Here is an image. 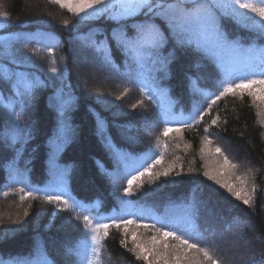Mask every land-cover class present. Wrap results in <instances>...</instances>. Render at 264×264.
I'll return each mask as SVG.
<instances>
[{"label": "trees", "instance_id": "trees-1", "mask_svg": "<svg viewBox=\"0 0 264 264\" xmlns=\"http://www.w3.org/2000/svg\"><path fill=\"white\" fill-rule=\"evenodd\" d=\"M180 2L189 9L213 4ZM0 13L6 14L0 16V264H145L137 258V238L155 236L165 253L179 244L163 239L166 230L210 246L223 264H262L264 128L248 92L223 96L209 108L225 82L257 78L245 67L255 65L259 38L215 7L219 42L206 40L193 23L183 42L170 31L162 48L141 55L107 38L159 19L148 11L123 22L78 20L50 0H0ZM32 32L38 36L24 38ZM101 40L104 53L94 46ZM74 47L103 86L92 88L75 76ZM25 75L39 81L22 80ZM178 113L192 118L172 124ZM166 127L180 131L165 136ZM217 147L223 156L214 152ZM224 156L236 165L224 167L232 169L234 186L246 181L255 189L251 206L204 176L205 159L223 167ZM155 159L162 163L153 175L145 174L125 196L127 180ZM166 169L168 176L156 175ZM52 193L80 207L48 203ZM164 213L173 220L163 219ZM124 219L134 221L127 233ZM97 223L110 225L107 236L102 228L92 231Z\"/></svg>", "mask_w": 264, "mask_h": 264}, {"label": "snow or ice", "instance_id": "snow-or-ice-1", "mask_svg": "<svg viewBox=\"0 0 264 264\" xmlns=\"http://www.w3.org/2000/svg\"><path fill=\"white\" fill-rule=\"evenodd\" d=\"M51 3H55L59 5L61 8H66L69 12H72L77 17L81 19L91 18L93 15L98 13L102 14L107 11V6L112 4V0H50ZM235 5L239 9H248L254 13H256L261 21H264V0H259L260 6H255L251 3L245 2V0H235ZM217 7V5L213 4H200L193 6L189 9L188 6L182 4L180 0H176L175 3H171L168 5H160L154 4V0H132L131 3L121 5V12L119 14L121 22L126 21L128 18L135 17L138 13L143 14L145 11L151 13L153 17H158L159 19H148L140 23H136L132 34L127 32L123 33L122 36L113 35L108 37L111 41L121 45L122 47H130L135 48L138 53L141 55H146L149 53H154L155 50L162 48L166 41L169 39L168 33L176 32L177 36L180 38V41L183 42L185 36L191 31V26L194 23L197 25L203 32L205 39H213L219 42L220 32L216 22V19L213 15V9ZM93 11H88V10ZM85 14V15H81ZM233 15H240L235 12V9L232 11ZM0 16H5L6 14L0 13ZM244 20H247V17H241ZM255 24V21H252ZM262 33H264V23H260L257 25ZM105 44V40H101L98 44H95L97 51L104 53L105 48L102 45ZM110 51V48L108 49ZM54 63V61H53ZM53 73H56L58 70L55 67L51 68ZM19 86V84H18ZM26 91H30L31 85L24 84ZM143 90V89H142ZM244 90H248V94L252 96L255 100H260L264 102V63L261 64V71L259 73V78L255 79H241L238 83L233 84L228 81L224 83L222 91H220L219 95L215 97V99L211 100V105H214L217 100H219L223 96H227L229 94L235 95L237 91L243 93ZM135 107V105L133 106ZM24 111V109H22ZM206 113H201L199 115V119L203 120L204 115ZM17 120H20L21 117L18 115L16 117ZM217 118H213L211 123L216 124ZM20 129L17 128V132L19 133ZM176 131L179 132L180 129H171L165 128L163 134L167 136L169 132ZM207 131V128L205 129ZM206 143L210 144V140H206ZM203 151V149H202ZM214 152L218 155L223 156V153L219 147L214 149ZM162 163V159H155L154 162L143 171L139 172V175H133L130 179L127 180V187L124 189L125 196L132 195V186L133 184L143 177L145 174L152 176V169ZM223 167H231L235 168V164H231L229 159L224 156L223 158ZM170 169H166L163 172L157 173L156 175L160 176H168ZM219 173H213L209 171L204 172V176H206L209 180L215 181L216 184L220 185L222 188H226L228 192L233 193L237 200L243 199V203L247 206H251L252 198L251 196L242 197L239 192H235L233 186L231 184L222 183L217 176ZM255 191V189H253ZM21 192H24V189H21ZM32 196V192L25 193V197ZM25 197H22L25 198ZM48 203H52L53 201L63 204L66 209L75 210L77 207H80L76 204H70L69 201L63 198L61 195H57L55 193L49 194L46 197ZM122 203H127V201H122ZM83 221L86 225L91 226L92 220L89 216H83ZM134 221L131 219H124L122 223L124 224V231L127 233L128 225L132 224ZM238 222V221H237ZM117 228H120V224H115ZM110 225L107 223H97V225L92 229L94 233H99V230L102 228L104 230V235H108V229ZM143 227L148 228L149 225L145 224ZM155 227V226H153ZM157 231H160L157 229ZM162 237L165 241L169 238L179 241L178 245H172L173 249L182 248L183 252L173 251L172 258L174 264H223L222 260L215 257L210 252V246H200L195 242H190V240L185 237L183 234H178L176 230H166L162 232ZM92 239L99 245L100 240L98 235H94ZM133 241L136 240V235L132 236ZM152 242L155 244L156 237H152ZM122 245L126 244V241H121ZM169 245L167 243L164 244V248L167 249ZM136 248H139L140 251L137 253V258L139 259L141 256L144 257L145 260L148 259L149 255H153L157 261L163 260L164 264H169L167 259V253L160 254L151 249H146L143 245L137 243ZM99 249H94V253H97ZM189 252H195L196 255L189 256ZM197 257H201L198 259ZM89 264H92L89 261ZM262 264H264V260H262Z\"/></svg>", "mask_w": 264, "mask_h": 264}, {"label": "rangeland", "instance_id": "rangeland-1", "mask_svg": "<svg viewBox=\"0 0 264 264\" xmlns=\"http://www.w3.org/2000/svg\"><path fill=\"white\" fill-rule=\"evenodd\" d=\"M211 1L214 5H217L218 10L220 11V13L223 16L232 20L238 26H240L241 28L251 32L257 38H259V41H260L259 47H261V52L259 55H260L261 63H264V33L261 32L259 27H257V25H259L260 23H264V21H261L260 17L256 13H254L248 9H239L238 7H236L235 0H211ZM131 2H132V0H112V4L107 6L106 12H104L102 14L98 13L96 15H93L91 18H87V19H81L80 17H77L72 12H69L66 8H62V9L73 14L74 16H76V18L78 20H93L96 18L104 17V16L109 18V19H112V20H120L119 14L122 10L121 5L128 4ZM245 2L251 3L255 6H260L259 0H245ZM233 9H235V12L239 13L240 15H233L232 14ZM88 11L91 12L93 10L90 9ZM81 15L83 16L85 14H81ZM241 17H247L248 19L244 20ZM252 21H255V24H253ZM15 34L16 33L12 34V37H15L16 36ZM31 36H33L32 33L26 35V37H31ZM73 50H74V52L77 51V52L73 53L74 58L76 59V62H77V67L75 70L76 71L75 76H78V78L82 79L83 82H85L86 80H87V82L91 81L92 86H93L92 88L103 86V82L93 81V75H92L91 71H89V70L87 71V69H89V68L87 67L88 65L86 62V57L83 56V53H81V51L78 50V47L77 48L74 47ZM245 68L249 69V70H255L256 69L252 66L245 67ZM260 71H261V69L258 70L257 76H259ZM27 77H29V76H27ZM16 78H18V77H16ZM33 78L35 81H39V78L37 76H33ZM243 92H248V90H244ZM250 97L252 98V104L256 110L258 121H259L260 125L264 128V102H261L260 100H255L252 96H250ZM0 113H2V112L0 111ZM191 118H192L191 114L178 113L172 119H173V122L184 123V122H188ZM205 171L213 172L214 174L218 172L219 175L217 176V179H219L222 183L231 184L233 186L234 191L239 192L242 197L250 196L252 191H253L252 185L250 183H247L246 181L242 182V184L240 186H237V187L234 186V184L232 182L233 181L232 180V175H233L232 169L231 168L226 169V168L222 167L221 164L215 160H212L210 158L207 160L205 159V162L203 163V172H205ZM232 196L235 197L233 195V193H232ZM240 200L243 201V199H240ZM163 219L173 220V218L171 216L167 215L166 213L163 214ZM250 235L251 234L249 233V236ZM223 237L224 236H222V235H217L218 240H220V238H223ZM151 242L152 241L145 240V239L139 240L137 238L136 242L134 243L135 249H136V254L140 251L139 248H136L137 243L143 245L146 249H151L157 253L164 254V253L160 252L162 245L160 243H158V241L155 244H153ZM173 251H178V250L173 249V247L170 246L168 248V252H166V250L162 251V252H165L168 254L167 259L169 261V264H174V261L172 258ZM141 258L144 259L143 256H141ZM151 261L154 264H164L163 260L157 261L153 255L148 256V259L145 260V262H146L145 264H151Z\"/></svg>", "mask_w": 264, "mask_h": 264}]
</instances>
